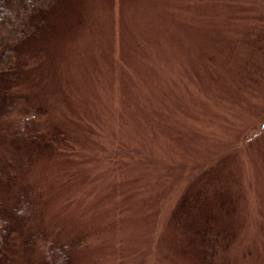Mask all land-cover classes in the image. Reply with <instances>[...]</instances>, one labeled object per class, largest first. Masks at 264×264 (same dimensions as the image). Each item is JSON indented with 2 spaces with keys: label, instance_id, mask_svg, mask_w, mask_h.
Masks as SVG:
<instances>
[{
  "label": "rangeland",
  "instance_id": "374dc122",
  "mask_svg": "<svg viewBox=\"0 0 264 264\" xmlns=\"http://www.w3.org/2000/svg\"><path fill=\"white\" fill-rule=\"evenodd\" d=\"M22 54L13 92L58 143L27 162L0 125L40 205L11 264L44 242L71 264H264V0H58Z\"/></svg>",
  "mask_w": 264,
  "mask_h": 264
},
{
  "label": "trees",
  "instance_id": "16d2710c",
  "mask_svg": "<svg viewBox=\"0 0 264 264\" xmlns=\"http://www.w3.org/2000/svg\"><path fill=\"white\" fill-rule=\"evenodd\" d=\"M57 1L0 0V125L3 120L9 123L14 119L13 126H21L18 130L5 129L11 150L27 162L53 152L58 143L57 133L47 135L42 128L31 125L29 117L33 116L27 109L26 96L13 92L28 68L37 62L35 54L23 55L22 51L43 35ZM14 115L18 117L15 119ZM2 162L0 185L6 187L7 193L0 197V264H11L5 254L9 240L19 228L33 227L31 219L40 213V205L32 190L22 186L13 189L19 175H10L4 162L1 167ZM40 238L36 232L26 243L34 246ZM44 246L45 254L39 264H71L67 255L70 247L52 242H44Z\"/></svg>",
  "mask_w": 264,
  "mask_h": 264
}]
</instances>
